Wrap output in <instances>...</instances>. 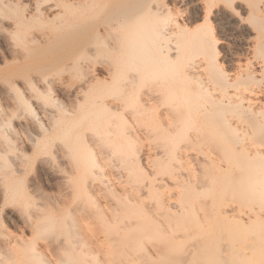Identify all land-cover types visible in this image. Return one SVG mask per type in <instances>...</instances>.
<instances>
[{"label":"bare ground","instance_id":"1","mask_svg":"<svg viewBox=\"0 0 264 264\" xmlns=\"http://www.w3.org/2000/svg\"><path fill=\"white\" fill-rule=\"evenodd\" d=\"M210 12L196 27L166 23L165 0H0L19 63L3 75L0 176L12 189L29 152L69 170L59 213L37 210L0 264H264L263 9H248L249 56L230 73ZM54 91L68 105L48 106ZM34 97L42 118L23 137L13 122L27 129Z\"/></svg>","mask_w":264,"mask_h":264},{"label":"rangeland","instance_id":"2","mask_svg":"<svg viewBox=\"0 0 264 264\" xmlns=\"http://www.w3.org/2000/svg\"><path fill=\"white\" fill-rule=\"evenodd\" d=\"M69 1L78 3L83 0ZM165 2L171 8V19L167 18L166 23H179L181 26L188 23L196 27L201 25L206 17L204 10L209 8L211 12L207 17V23L213 27L219 40V60L226 73L232 72L236 63L246 61L249 56L248 47L251 38L254 36L248 21V9L254 3L263 9L264 15V0H234V4L231 5L213 0H197L198 5L193 4L194 0H165ZM225 9L229 11L230 21L216 15L219 10ZM1 22L2 19H0V113L5 109L12 112L11 102L4 92L3 75L7 70H12L19 64L13 60L14 53L10 46L8 32L11 29V22ZM262 38L264 40V31ZM6 62L7 64H5ZM96 73L99 74L101 80L106 81L107 76L104 70L99 69ZM81 76L80 70L72 72L70 76L72 79L66 85H77ZM51 95L53 100L47 103L48 106L68 105L69 101L65 93L54 91ZM25 96L27 97V94ZM31 103L35 114H24L25 121L28 123L25 127L27 129L22 130L17 120L13 122L15 129L23 137H26L27 134H34L36 130L34 121L42 118L39 101L34 97ZM138 135V143L145 150L153 153L161 150L155 137H148L144 129L141 128ZM24 149L25 146H22V149L18 150L17 153L23 154ZM29 155H31L30 160L20 169L19 173H15L14 177L17 181H15L12 189H7L11 191L10 193L6 190V179L0 176V255L6 244L12 243L13 246V239L31 237L35 230H30V220L35 219L34 215L37 210L41 209L42 213L57 215L68 192V182L65 178L68 176L69 170L60 157L54 156L50 170H44L40 168L39 157L32 152H29ZM110 178L114 179V177ZM80 215L86 221L84 215L87 213L84 212ZM41 242L44 243L43 240Z\"/></svg>","mask_w":264,"mask_h":264}]
</instances>
